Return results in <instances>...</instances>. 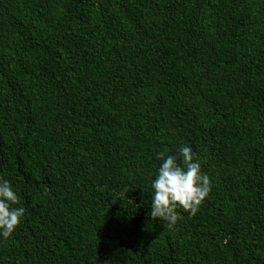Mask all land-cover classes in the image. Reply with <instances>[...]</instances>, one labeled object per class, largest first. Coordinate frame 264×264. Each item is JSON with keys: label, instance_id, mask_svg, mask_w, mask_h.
<instances>
[{"label": "trees", "instance_id": "trees-1", "mask_svg": "<svg viewBox=\"0 0 264 264\" xmlns=\"http://www.w3.org/2000/svg\"><path fill=\"white\" fill-rule=\"evenodd\" d=\"M190 146L196 216L153 220ZM0 264H264V0H0Z\"/></svg>", "mask_w": 264, "mask_h": 264}, {"label": "clouds", "instance_id": "clouds-1", "mask_svg": "<svg viewBox=\"0 0 264 264\" xmlns=\"http://www.w3.org/2000/svg\"><path fill=\"white\" fill-rule=\"evenodd\" d=\"M157 159L162 163L151 183L150 216L174 226L181 219V210L191 217L197 215L210 195L211 179L190 146L181 145L178 155L160 152ZM26 211L11 183L0 179V238L14 235Z\"/></svg>", "mask_w": 264, "mask_h": 264}]
</instances>
